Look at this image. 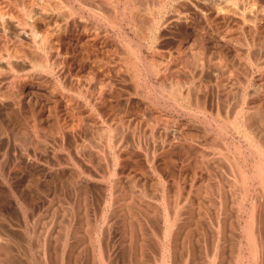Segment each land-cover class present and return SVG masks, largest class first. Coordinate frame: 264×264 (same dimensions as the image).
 <instances>
[{
    "label": "rangeland",
    "instance_id": "rangeland-1",
    "mask_svg": "<svg viewBox=\"0 0 264 264\" xmlns=\"http://www.w3.org/2000/svg\"><path fill=\"white\" fill-rule=\"evenodd\" d=\"M135 1L0 31V264H264V0Z\"/></svg>",
    "mask_w": 264,
    "mask_h": 264
},
{
    "label": "bare ground",
    "instance_id": "bare-ground-1",
    "mask_svg": "<svg viewBox=\"0 0 264 264\" xmlns=\"http://www.w3.org/2000/svg\"><path fill=\"white\" fill-rule=\"evenodd\" d=\"M35 0H0V31H2V33H3V31H4V33H5V31H6V29H9V28H11V29H15L19 34H20V36H21V39L22 38H24L25 40L27 39V37H28V32H30V30H31V32L32 31H34V30H32V28L30 29V28H27V26H26V24L25 23H22V18H20L21 16L23 17V16H25L26 15V17L28 16V15H30L32 12H33V6H34V8H35V10H36V12H39L40 14H41V9H42V7L43 8H47V7H44V5L42 6V4L40 5V6H42L41 7V9H39V7H36V5H34V3L35 4H37V2H34ZM40 1H45V0H40ZM47 1V0H46ZM51 1V0H50ZM53 1V3H60L61 5H65L66 6V8H64V9H66L67 11H66V15H64V18L62 17V19H64V21L66 22L67 21V19L69 18V17H72V13H74V11L75 10H72V5L74 4V3H79V5H80V3L82 4L83 3V5H84V2H85V4H87V3H89L88 1H90L91 3L90 4H92V1L95 3V2H101V3H103V1H104V5L105 6H107L105 3L107 2V1H113L114 2V0H52ZM119 2V0H115V2ZM128 2H129V0H127ZM132 1V0H131ZM162 1V6H164V3L166 2V1H169V0H161ZM87 2V3H86ZM99 2V3H100ZM133 2L134 3H137V1H135V0H133ZM43 3V2H42ZM224 3H226V0H218V4L220 5V4H222L221 6H223L224 7ZM45 4V3H44ZM107 4H109V3H107ZM116 4V3H115ZM153 4V3H152ZM39 5V4H38ZM48 5V4H47ZM49 5H50V2H49ZM48 5V6H49ZM89 5V4H88ZM94 5V4H93ZM95 5H96V3H95ZM94 5V6H95ZM103 5V4H102ZM126 5V4H125ZM124 5V6H125ZM133 6H130L131 8H130V10H131V12L130 13H132L131 15H133V16H137V15H140V17H141V15H144V14H146V13H153L154 12V9L153 8H148V7H143V6H145V5H143V6H140V5H135V4H132ZM159 5H161V3L159 4ZM85 6V5H84ZM97 6H98V4H97ZM99 6H101L100 4H99ZM98 6V9H100V11L96 8V6H95V8L96 9H93V11H92V14L93 15H97L98 16V18L99 19H101V21H102V19L103 18H106L107 17V19H109V17H111V19L110 20H112V16H114V14L112 15V13H113V11L112 10H110V11H112V13H110V11L108 10V9H106L105 7H103L102 9H101V7H99ZM129 6V5H128ZM153 6V5H152ZM15 7H17L16 9H15ZM53 6H51L50 8H48L49 10V13H55L56 14V11H54L53 10V8H52ZM56 7V6H55ZM68 7V8H67ZM74 7V6H73ZM223 7H219L218 6V8L219 9H224ZM126 8H128L127 6H126ZM50 9H52L53 11H51ZM56 9V8H55ZM163 9H165V8H163ZM45 11V9H42V11ZM115 10V9H114ZM129 10V11H130ZM156 10V9H155ZM230 10H232V9H230ZM89 11H90V8H89ZM156 11H159L158 9L156 10ZM35 12V11H34ZM46 12V11H45ZM103 12L105 13V14H103ZM123 12V11H122ZM121 12V13H122ZM126 12H127V10H126ZM43 13V12H42ZM48 13V12H47ZM91 13V12H90ZM129 13V14H130ZM46 14V13H45ZM87 14V13H86ZM49 15V14H48ZM92 15V16H93ZM104 15L106 16V17H104ZM119 15V14H118ZM122 15V14H121ZM124 15H126V13L124 14ZM130 15V16H131ZM150 15V14H149ZM171 15H173V14H171ZM20 16V17H19ZM37 16H38V14H37ZM46 16V15H45ZM130 16H128V17H130ZM133 16H131L132 18H134ZM136 16H135V18H136ZM18 17L20 18V20L18 19ZM33 17V19L35 20L36 18H35V16H32ZM42 16H40L39 18H41ZM96 17V16H95ZM120 17V16H119ZM131 17H130V19H131ZM170 17H172V16H170ZM7 18H9L10 20H12V21H9V22H6V19ZM17 18V19H16ZM115 18V17H114ZM123 18H124V16H123ZM126 18V17H125ZM134 18V19H135ZM173 18V17H172ZM43 19V18H42ZM71 19V18H70ZM79 19V18H78ZM129 19V18H128ZM141 19V18H140ZM15 20V21H14ZM105 20V19H104ZM115 20V19H114ZM121 20V19H120ZM123 20V19H122ZM127 19H125V21H126ZM132 20V19H131ZM136 20V19H135ZM143 19H141V21H142ZM25 21V20H24ZM63 21V23H65ZM74 21V20H73ZM106 21V20H105ZM104 21V22H105ZM113 21V20H112ZM138 21H139V19H138ZM116 22V21H115ZM129 22V21H128ZM68 23V22H67ZM127 23V22H126ZM130 23V22H129ZM134 24L136 23V22H133ZM151 23V22H150ZM149 23V24H150ZM153 23V22H152ZM156 22H155V20H154V24H155ZM62 24V23H61ZM60 24V25H61ZM113 24V23H112ZM115 24V23H114ZM118 24V23H117ZM128 24V23H127ZM133 24V25H134ZM138 24V23H137ZM137 24L135 25V27L137 26ZM153 24V25H154ZM33 25V24H32ZM132 25V26H133ZM152 25V24H151ZM57 26V25H56ZM117 26V25H116ZM122 26V25H121ZM121 26H120V28H121ZM61 27H63V25L62 26H59V24H58V27H56V29L57 30H61ZM129 27V26H128ZM134 27V26H133ZM153 27V26H152ZM151 27V28H152ZM55 28V27H54ZM137 28H139V26L137 27ZM148 28H149V26H148ZM154 28V27H153ZM152 28V29H153ZM50 29V28H49ZM56 29H52V32H53V30L54 31H57ZM84 29H86V27L84 28ZM133 29V28H132ZM135 29L136 28H134V31H135ZM47 30V29H46ZM150 31V30H149ZM148 31V32H149ZM46 32V31H45ZM48 32V31H47ZM46 32V33H47ZM51 32V33H52ZM139 32V31H138ZM141 32H144V31H141ZM136 33V32H135ZM48 34H50V33H48ZM142 34V33H141ZM45 35V34H44ZM44 37V36H43ZM46 38H47V36H46ZM42 39V38H41ZM52 38H48L46 41L51 45L52 44V41L53 40H51ZM41 41V40H40ZM45 42V40H42V42ZM50 47V46H49ZM41 65V64H40ZM235 120H237V119H235ZM230 122V121H229ZM252 130V129H251ZM246 134H248V132L246 133ZM256 137V136H255ZM252 138V137H251ZM255 139V138H254ZM259 140V139H258ZM261 140V139H260ZM252 141V140H251ZM264 142V141H263ZM260 143V142H259ZM262 143V142H261ZM264 144V143H263ZM262 144V145H263ZM252 147V146H251ZM248 148V147H247ZM250 149V148H249ZM254 149H256V148H254ZM260 149V148H259ZM248 150V149H247ZM261 150V149H260ZM254 151H256L257 152V149L256 150H254ZM255 152V153H256ZM257 155H259V158H261V159H263L261 162L263 163V165H264V152L262 153V152H259L258 151V154ZM252 156V155H251ZM258 159V158H257ZM235 162V161H234ZM260 162V163H261ZM261 163V164H262ZM252 164V163H251ZM259 165L258 166V168H257V174L259 175V177H260V181L262 182V184L264 185V166L263 165ZM237 165V164H236ZM238 166V165H237ZM235 168V167H234ZM233 168V169H234ZM241 169V168H240ZM250 169H252V168H250ZM236 172H238L239 171V169H237L236 168ZM235 171V170H234ZM242 172V171H241ZM239 174H240V172H238ZM236 174V173H235ZM254 174V173H253ZM236 175H238V174H236ZM244 175V174H243ZM241 176H242V173H241ZM251 176V175H250ZM238 178V177H237ZM256 178V177H255ZM243 179V178H242ZM253 179V178H252ZM245 180V179H244ZM244 180H242V181H244ZM250 180V179H249ZM238 181V180H237ZM240 181V180H239ZM241 183V182H240ZM243 184H244V182H243ZM244 187V186H243ZM253 188H254V186H253ZM260 188V187H259ZM262 188V187H261ZM244 190H245V187H244ZM247 191V190H246ZM261 191H263V190H261ZM250 192V191H249ZM258 192V191H257ZM247 193V192H246ZM261 194H263L262 192H261ZM248 195H250V194H248ZM246 196V195H245ZM263 196V195H262ZM244 197V196H243ZM247 201V200H246ZM253 207V206H252ZM243 208V207H242ZM245 208V207H244ZM256 208V207H255ZM255 208H252V209H255ZM245 210V209H244ZM249 210V209H248ZM241 211V210H240ZM246 211V210H245ZM244 212V211H243ZM242 213V212H241ZM249 215H250V213H248ZM248 215V216H249ZM244 219V218H243ZM248 219V218H247ZM253 219V218H252ZM245 221V220H244ZM248 221V220H247ZM252 221V220H251ZM250 221V226L248 225V226H246V231L244 230V233H245V235L247 236V241H251L250 242V247H251V253H253V255H254V253H255V245H256V243H255V241H256V238L254 239V237L255 236H257L256 235V233H255V236L253 237V230L252 229H254V228H252V222ZM243 230V229H242ZM261 240H263V239H261ZM3 241V240H2ZM4 242V241H3ZM259 242V241H258ZM261 242V241H260ZM249 243V242H248ZM262 243V242H261ZM259 244V243H258ZM261 247V249L260 250H262V246H260ZM263 247H264V245H263ZM250 249V248H249ZM259 249V248H258ZM257 249V250H258ZM264 249V248H263ZM248 250V249H247ZM255 250V251H254ZM248 251H250V250H248ZM263 251V250H262ZM248 253V252H247ZM263 253V252H262ZM258 254V253H257ZM261 254V253H260ZM264 254V253H263ZM238 256V255H237ZM261 256V255H260ZM262 256H264V255H262ZM244 257V256H243ZM252 257V256H251ZM254 257V256H253ZM247 258V254H246V257H245V259ZM240 259V258H239ZM258 260V259H257ZM246 261V260H245ZM255 261V260H254ZM260 261V260H259ZM258 262V261H257ZM257 262H255L256 264H257ZM254 263V262H253Z\"/></svg>",
    "mask_w": 264,
    "mask_h": 264
}]
</instances>
